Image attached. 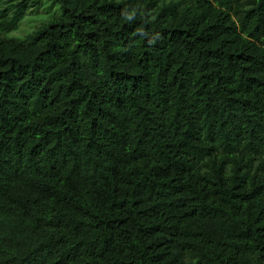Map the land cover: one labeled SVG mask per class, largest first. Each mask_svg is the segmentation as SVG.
<instances>
[{"label": "trees", "instance_id": "obj_1", "mask_svg": "<svg viewBox=\"0 0 264 264\" xmlns=\"http://www.w3.org/2000/svg\"><path fill=\"white\" fill-rule=\"evenodd\" d=\"M0 0V264H264V0Z\"/></svg>", "mask_w": 264, "mask_h": 264}, {"label": "rangeland", "instance_id": "obj_2", "mask_svg": "<svg viewBox=\"0 0 264 264\" xmlns=\"http://www.w3.org/2000/svg\"><path fill=\"white\" fill-rule=\"evenodd\" d=\"M43 5L36 11H28L23 17L18 27L7 33L6 37L21 40L26 34L36 29L40 23L49 18L51 14L57 12V6L52 4L49 0H44Z\"/></svg>", "mask_w": 264, "mask_h": 264}]
</instances>
